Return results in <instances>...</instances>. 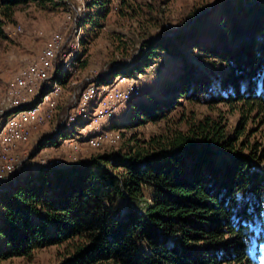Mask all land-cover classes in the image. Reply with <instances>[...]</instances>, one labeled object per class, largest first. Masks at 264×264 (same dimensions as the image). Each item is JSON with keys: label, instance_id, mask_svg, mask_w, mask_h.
Here are the masks:
<instances>
[{"label": "trees", "instance_id": "16d2710c", "mask_svg": "<svg viewBox=\"0 0 264 264\" xmlns=\"http://www.w3.org/2000/svg\"><path fill=\"white\" fill-rule=\"evenodd\" d=\"M29 3L66 4L0 0V38ZM111 3L86 0L83 25L102 28ZM190 17L184 29L149 36L132 65L110 64L100 78L137 77L162 55L180 60L161 97L130 101L129 135L113 121L119 140L108 151L28 170L0 194V260L57 246L61 264H264V132L246 137L251 120L264 129V0H218ZM179 99L227 106L239 125L193 111L176 116ZM149 123L157 129L136 131ZM62 136L48 135L37 148Z\"/></svg>", "mask_w": 264, "mask_h": 264}, {"label": "built area", "instance_id": "2783aa9c", "mask_svg": "<svg viewBox=\"0 0 264 264\" xmlns=\"http://www.w3.org/2000/svg\"><path fill=\"white\" fill-rule=\"evenodd\" d=\"M85 14L86 0H70L66 29L52 32L39 53L4 84L0 97V194L28 170L61 168L68 163L64 154L71 156L119 140V132L110 126L120 107L139 96L135 77L118 74L103 82L100 78L107 71L92 74L91 70L85 83L69 89L83 57ZM47 124L48 135H66L60 137V144L39 150L38 145L26 148L33 134ZM47 147L54 152H42Z\"/></svg>", "mask_w": 264, "mask_h": 264}, {"label": "rangeland", "instance_id": "374dc122", "mask_svg": "<svg viewBox=\"0 0 264 264\" xmlns=\"http://www.w3.org/2000/svg\"><path fill=\"white\" fill-rule=\"evenodd\" d=\"M216 1L218 0H112L110 13L102 28L91 31L89 23L82 24L84 37L87 40L83 45L86 51L83 52L82 60H86L87 64L84 67L80 66L81 62L78 64L71 79L74 83L69 86V89L85 83V77L91 70L94 74V72L108 71L110 64L132 65L142 41L164 31L170 33L186 28L188 25L185 24L188 23V18H192L190 15L202 10L209 11ZM66 2L67 0H65ZM67 10V3L53 9L41 8L36 3H29L20 6L15 11L13 21L4 23L5 37L0 38V97L4 84L20 66L39 53L51 33L66 29ZM87 10L86 7V12ZM17 26L21 27V31H14ZM191 58L193 62L203 63L193 59V55ZM179 61L178 58L162 55L146 71L138 74L135 77V82L141 93L135 100H144L148 93L160 94V88L174 79L180 65ZM67 96L68 93L65 90L64 101H67ZM158 96L161 97V95ZM171 96L173 95L164 98L169 99ZM179 101L181 105L174 113L176 116L181 112L188 114V111H193L197 116L213 115L226 118L225 121L228 122V126L231 125L233 129L239 125L238 113L228 112L227 106L218 104L214 109L201 105L196 106L195 103L190 105L181 99ZM131 111L132 108L129 104L121 106L114 120L120 123L121 130L127 135L133 131V129L128 131L125 128V124L133 119ZM46 126L38 133L33 134L26 144V148L35 147L38 143L45 141V137L48 136V124ZM136 129V131L150 133L155 131L157 127L149 123ZM263 130L260 123L251 120L246 125V137L250 140L254 137L257 139L261 132H264ZM110 145L92 150L85 148L82 152L71 156L64 154V161L86 160L91 154L108 151L111 148ZM42 152L53 153L54 151L47 147L43 148ZM168 241L172 243L176 239L175 237L169 238ZM63 259L64 253L61 247L50 246L37 251L31 259L13 257L0 260V264H61Z\"/></svg>", "mask_w": 264, "mask_h": 264}]
</instances>
